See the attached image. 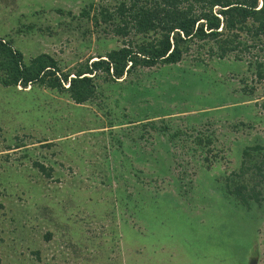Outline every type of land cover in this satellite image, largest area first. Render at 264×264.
Segmentation results:
<instances>
[{
	"label": "rangeland",
	"instance_id": "obj_1",
	"mask_svg": "<svg viewBox=\"0 0 264 264\" xmlns=\"http://www.w3.org/2000/svg\"><path fill=\"white\" fill-rule=\"evenodd\" d=\"M118 1L0 0V38L71 70L119 45L91 20ZM248 36L95 77L81 104L0 86V264H264V80L248 64L264 42Z\"/></svg>",
	"mask_w": 264,
	"mask_h": 264
},
{
	"label": "trees",
	"instance_id": "obj_2",
	"mask_svg": "<svg viewBox=\"0 0 264 264\" xmlns=\"http://www.w3.org/2000/svg\"><path fill=\"white\" fill-rule=\"evenodd\" d=\"M91 17L93 26L103 24L120 41L118 46L63 71L51 54L42 52L24 60L10 41L0 38V86L28 91L36 85L65 93L74 104H81L95 95V77L110 84L120 82L136 67L173 64L192 41L212 39L219 42L221 53L237 47L239 42L231 48L226 43H233L238 32L249 34V44L264 42V0H119L112 8L100 7ZM263 59L260 54L248 62L258 81L264 80ZM261 106L264 108V102ZM243 155L249 157L247 148ZM32 165L50 176V167L37 161ZM233 191L245 206L260 200L258 191L247 195L238 188Z\"/></svg>",
	"mask_w": 264,
	"mask_h": 264
}]
</instances>
